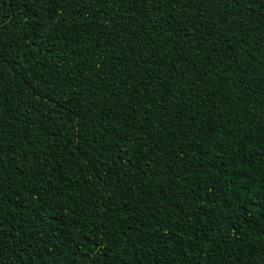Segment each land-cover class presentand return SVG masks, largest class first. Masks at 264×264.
<instances>
[{"label": "trees", "instance_id": "obj_1", "mask_svg": "<svg viewBox=\"0 0 264 264\" xmlns=\"http://www.w3.org/2000/svg\"><path fill=\"white\" fill-rule=\"evenodd\" d=\"M0 264H264V0H0Z\"/></svg>", "mask_w": 264, "mask_h": 264}]
</instances>
